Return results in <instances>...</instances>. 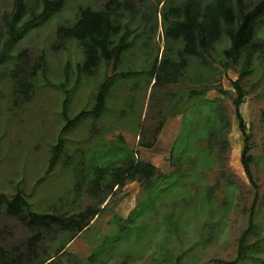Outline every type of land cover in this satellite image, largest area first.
<instances>
[{
    "label": "rangeland",
    "instance_id": "rangeland-1",
    "mask_svg": "<svg viewBox=\"0 0 264 264\" xmlns=\"http://www.w3.org/2000/svg\"><path fill=\"white\" fill-rule=\"evenodd\" d=\"M257 1L246 0L248 9ZM93 2L64 0L62 11L26 35L12 62L0 67V195L5 201L20 194L40 214L71 218L91 208L100 212L72 237L74 231L58 226L31 229L0 207V249L7 253L0 264H41L50 257L52 264H231L253 203L255 227L247 241L256 247L242 264H264V51L256 53L253 70L240 83L244 98L238 110L251 136V183L240 163L243 138L231 85L244 58L225 71L229 42L222 38L206 65L188 58L175 83L154 84L148 76L154 58L160 61L165 53L180 62L182 44L165 39L153 10L157 0H130L133 11L120 6L116 16L132 31L130 49L120 63L102 62L78 78L83 48L74 40L58 41L56 31L73 23L79 7L100 9L105 0ZM12 3L0 0V32ZM255 40L264 41V25ZM128 72L141 74L121 78ZM109 77L113 83L100 117L61 135L66 91L72 118L92 109ZM19 80L33 86L28 99L15 95ZM60 137L63 150L47 171ZM131 157L156 168L152 181L124 178L122 187L102 185L94 192L96 167L108 169L105 182L112 168ZM65 240L63 254L55 256Z\"/></svg>",
    "mask_w": 264,
    "mask_h": 264
},
{
    "label": "trees",
    "instance_id": "trees-1",
    "mask_svg": "<svg viewBox=\"0 0 264 264\" xmlns=\"http://www.w3.org/2000/svg\"><path fill=\"white\" fill-rule=\"evenodd\" d=\"M97 0H94V4ZM162 8L158 11V6ZM64 0H13L12 9L2 16V32H0V67L12 62L15 46L34 29L48 23L57 13L61 12ZM124 6L133 11L130 0H105L100 9H95L94 5L81 6L77 15L69 26L60 25L56 31L58 41L62 39L74 40L83 48L84 59L77 64V75H91L100 63L114 61L120 63L122 56L130 49L132 31L128 26H122L117 21L119 7ZM155 15H160L163 34L167 41L171 43L181 42L182 49L179 53L180 62H173L170 56L163 53L158 61L154 58L148 72L149 80L162 83H175L179 71L185 68L186 59H196L201 65H206V58L211 57L216 45L222 38L229 42L228 47L223 51L225 60L222 63L225 71L230 70V63L237 64V60L242 57V71L239 78L231 85L236 93L233 101L235 117L238 123V130L243 138V147L240 154V163L249 182L253 183L251 165L253 157L250 155L251 144L250 134L247 133L245 123L239 113V107L243 103L244 91L241 80L244 75L253 70L256 53H263L264 41H256L257 31L264 25V0H258L257 4L248 9L246 0H157L153 7ZM157 20V17L154 19ZM156 24V22H155ZM149 26V31L154 32L156 25ZM170 52V50H168ZM39 66L44 75L46 65L43 57H40ZM20 66H16L17 69ZM139 72L122 73L125 76L140 75ZM113 83V78H106L99 87L96 95L95 105L88 111H81L76 116L69 118L66 114L68 104V91L66 99L62 105V117L65 125L61 129V135L77 126L84 119H98L105 110V99L107 92ZM63 88V84L60 85ZM15 95L20 100L28 99V94L33 90L31 83L19 80L15 84ZM192 96H197L198 92H191ZM22 102V101H21ZM214 135V134H213ZM64 141L60 137L57 145L53 149L54 156L50 160L48 170H51L56 159L63 150ZM108 169L95 168L94 192L100 193L101 186L111 189V185L122 187L124 178L130 180L152 181L156 173V168L151 164L135 162L133 158L126 160L122 167L112 168L107 181ZM252 204L248 218L247 228L239 237L237 257L231 264H242L249 260L254 254L256 244H248V235L254 229V205ZM4 206L8 216L19 219L22 224L35 230L51 229L54 226L63 228L67 232L81 233L89 226V221L98 216L99 210L91 208L87 211L65 218L62 215L40 214L31 210L28 201L20 194H16L12 199L5 200L0 195V207ZM40 233H37L33 240H40ZM71 237V238H72ZM69 238V239H71ZM68 239V240H69ZM67 241H63L56 249L55 256L63 254ZM259 241H257L258 247ZM7 253L0 249V263L6 260ZM52 258L43 260L41 264H52Z\"/></svg>",
    "mask_w": 264,
    "mask_h": 264
}]
</instances>
